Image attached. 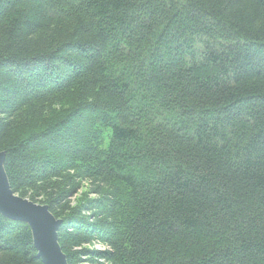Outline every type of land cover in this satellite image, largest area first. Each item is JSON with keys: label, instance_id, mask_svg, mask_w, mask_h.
<instances>
[{"label": "trees", "instance_id": "1", "mask_svg": "<svg viewBox=\"0 0 264 264\" xmlns=\"http://www.w3.org/2000/svg\"><path fill=\"white\" fill-rule=\"evenodd\" d=\"M0 153L67 264H264V0H0Z\"/></svg>", "mask_w": 264, "mask_h": 264}, {"label": "water", "instance_id": "2", "mask_svg": "<svg viewBox=\"0 0 264 264\" xmlns=\"http://www.w3.org/2000/svg\"><path fill=\"white\" fill-rule=\"evenodd\" d=\"M3 163L4 153H0V215L27 225L37 257L42 264H67L58 244L61 220L55 219L47 206L15 195L10 189Z\"/></svg>", "mask_w": 264, "mask_h": 264}, {"label": "rangeland", "instance_id": "3", "mask_svg": "<svg viewBox=\"0 0 264 264\" xmlns=\"http://www.w3.org/2000/svg\"><path fill=\"white\" fill-rule=\"evenodd\" d=\"M86 249L90 250V251H93V250H101L102 247L100 245H90V246H87L85 247ZM83 262H86L87 260L86 259H82Z\"/></svg>", "mask_w": 264, "mask_h": 264}, {"label": "bare ground", "instance_id": "4", "mask_svg": "<svg viewBox=\"0 0 264 264\" xmlns=\"http://www.w3.org/2000/svg\"><path fill=\"white\" fill-rule=\"evenodd\" d=\"M2 216V215H1ZM5 218V217H4ZM7 219V218H6ZM9 220V219H8ZM15 222V221H14Z\"/></svg>", "mask_w": 264, "mask_h": 264}]
</instances>
